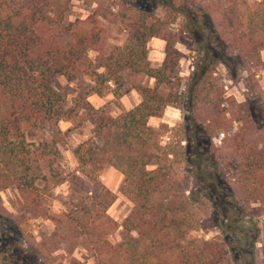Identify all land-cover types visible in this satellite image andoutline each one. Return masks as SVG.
<instances>
[{
  "label": "trees",
  "instance_id": "1",
  "mask_svg": "<svg viewBox=\"0 0 264 264\" xmlns=\"http://www.w3.org/2000/svg\"><path fill=\"white\" fill-rule=\"evenodd\" d=\"M84 1L92 12L70 21L71 0H0V195L8 187L18 190V217L39 206L48 189L65 180L59 145L72 127L62 130L59 121L86 114L90 131L72 148L78 167H113L132 201L121 223L107 213L109 189L79 194L54 215L96 264H227L249 236L252 244L264 241V220L260 225L252 205L264 208V124L253 115H230L224 103L235 102L223 96L214 71L221 63L231 77L247 72L251 83L264 67V0L244 13L241 0ZM100 13L119 21L125 32L120 44L105 43ZM177 20L193 42L184 82L177 73L183 53L171 30ZM152 37L164 38L158 66L148 59ZM89 50H95L93 59L86 57ZM126 70L140 101L116 116L86 97L67 105L54 85L59 75L68 81L82 76L89 92L120 95L127 91ZM167 106L185 116L176 123L177 139L162 143L171 127L149 119L162 117ZM174 163L183 164L182 175H175ZM210 220L215 234L199 237L197 228ZM119 226L120 239L111 241ZM7 263L0 249V264Z\"/></svg>",
  "mask_w": 264,
  "mask_h": 264
},
{
  "label": "rangeland",
  "instance_id": "2",
  "mask_svg": "<svg viewBox=\"0 0 264 264\" xmlns=\"http://www.w3.org/2000/svg\"><path fill=\"white\" fill-rule=\"evenodd\" d=\"M257 0H241L239 10L244 13L246 7ZM93 10V6L87 4L84 0H71L70 12L67 20L74 21L76 19H85ZM105 29V43L120 44L125 32L119 21L114 18L100 13ZM179 20L171 25V30L177 33L176 47L183 53L177 66V73L182 77L184 82L188 74L192 70L193 47L192 39L186 33L180 32ZM50 31L55 29L49 28ZM47 34V31H44ZM65 35H63L64 37ZM66 37V36H65ZM162 40L164 38L157 37ZM152 38L149 39L148 59L152 66H158L164 57L163 45H152ZM95 50H89L86 54L87 58L93 59ZM264 59V49L261 51ZM214 71L222 82L223 96L227 99L234 100L235 104L231 105L230 101H225V106L230 109V115L239 117L253 115L264 124V67L256 69L255 75L251 83L246 79L247 72H242L235 77L227 74L225 67L221 63L214 66ZM125 83L124 88H131L134 77L126 70L123 73ZM152 84V83H151ZM55 87L64 95L67 105H72L76 98L84 99L88 94L90 85L89 80L79 76L74 80H66L62 75L57 76ZM110 98L111 106L120 107L119 96L114 95ZM123 111V109H121ZM166 119L171 127L166 135L161 138V142L165 143V137L170 138L173 142L177 139L176 123L182 121L185 112L174 106L167 108ZM107 111V110H106ZM121 111V112H122ZM108 112V111H107ZM263 117V119H262ZM175 120V124H173ZM92 124V119L86 114H79L59 121L58 125L61 129L66 130L72 127L68 135L60 140V157L58 160V169L65 176V180L56 186L49 188L47 195L42 197L41 204L31 211H28L23 217H18L22 211V198L18 190L14 187H8L1 192L0 195V249L5 251L8 258L7 264H96L93 258L88 256L87 250L80 244V240H76L68 235L67 228L57 223L53 217L59 215L68 209L70 202L74 201L79 194L87 193L95 195L103 189L112 191L102 179L103 168L101 171L95 172L90 167L79 168L77 161L71 153L73 146L88 135ZM239 126V120L233 121V128ZM261 134L260 145L264 147V128ZM223 133H220L213 139L216 145H220ZM28 139L33 136L28 135ZM175 175H182L184 170L183 164L173 165ZM192 182V181H191ZM215 188L220 185V180L216 181ZM122 179L119 180L115 175H111L110 187L115 188L113 199L107 208V213L118 223L129 213L132 207V201L121 191ZM192 183L187 187L181 186L183 189H190ZM179 188V189H181ZM192 189H195L192 187ZM188 194V190L185 191ZM255 208L254 215L258 217L260 225L264 220V208L258 201L252 202ZM231 214V213H230ZM16 216L15 218H13ZM121 227L114 228L108 235L111 241L120 239ZM216 232V226L213 221H208L205 225L197 228L199 237L211 238ZM252 237L246 238L240 243L234 257L227 261V264H264V241L251 243Z\"/></svg>",
  "mask_w": 264,
  "mask_h": 264
},
{
  "label": "crops",
  "instance_id": "3",
  "mask_svg": "<svg viewBox=\"0 0 264 264\" xmlns=\"http://www.w3.org/2000/svg\"><path fill=\"white\" fill-rule=\"evenodd\" d=\"M250 1H253V0H250ZM154 39L156 41H152V45L153 44H155L157 46H160V45L162 46L163 45L162 40L158 39L157 37H152V40H154ZM163 47H164V45H163ZM151 83H153V79H150V84ZM112 97H113L112 93H107V94H105L103 96H98L97 94H95L93 92H88V94L86 95V99L95 108H103V109L107 110L113 116L118 115L122 111L121 109H123V111L128 110V109L132 108L133 106H135L140 101L139 94L133 88H129L125 93H123L121 96H119L118 100H119V103L121 105V108L120 107H116L115 105L111 106L110 98H112ZM168 107L169 106H167L165 108V112H164L162 117H160V118H154V117L150 118L149 119V124H151L153 126H157L160 122H165V123L169 124L168 123L169 121L166 119V113L168 111L167 110ZM175 122L176 121L173 120V124H175ZM71 153H72V151H71ZM105 168L106 169H104V171H103L102 179L104 180L105 184L112 191H114L115 188L110 187V185H111V175H115L116 178L121 180L122 179V174L119 171H117L116 169H114L113 167H111V166H106Z\"/></svg>",
  "mask_w": 264,
  "mask_h": 264
},
{
  "label": "built area",
  "instance_id": "4",
  "mask_svg": "<svg viewBox=\"0 0 264 264\" xmlns=\"http://www.w3.org/2000/svg\"><path fill=\"white\" fill-rule=\"evenodd\" d=\"M169 138L168 137H165L164 140H168Z\"/></svg>",
  "mask_w": 264,
  "mask_h": 264
}]
</instances>
